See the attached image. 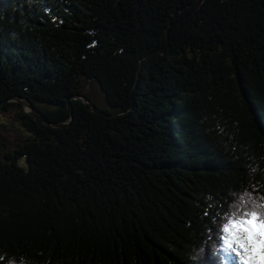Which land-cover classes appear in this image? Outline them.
<instances>
[{"label":"trees","instance_id":"obj_1","mask_svg":"<svg viewBox=\"0 0 264 264\" xmlns=\"http://www.w3.org/2000/svg\"><path fill=\"white\" fill-rule=\"evenodd\" d=\"M13 111L0 264H221L239 197L264 203V0H0Z\"/></svg>","mask_w":264,"mask_h":264},{"label":"snow or ice","instance_id":"obj_2","mask_svg":"<svg viewBox=\"0 0 264 264\" xmlns=\"http://www.w3.org/2000/svg\"><path fill=\"white\" fill-rule=\"evenodd\" d=\"M234 205L236 211L228 215L223 224V233L228 247L244 259V264H264V204L251 203L246 207L251 196L245 193ZM242 210V211H241Z\"/></svg>","mask_w":264,"mask_h":264},{"label":"rangeland","instance_id":"obj_3","mask_svg":"<svg viewBox=\"0 0 264 264\" xmlns=\"http://www.w3.org/2000/svg\"><path fill=\"white\" fill-rule=\"evenodd\" d=\"M89 84L86 89V93L98 104L103 105V97L98 86L93 83ZM25 112H30V108L24 106ZM28 133L22 128L20 123L16 120L15 112L6 114H0V158L3 157L5 151H12L24 137H27ZM21 166L26 167L25 159L19 160ZM228 264H241L239 256L236 253H232L227 257Z\"/></svg>","mask_w":264,"mask_h":264},{"label":"water","instance_id":"obj_4","mask_svg":"<svg viewBox=\"0 0 264 264\" xmlns=\"http://www.w3.org/2000/svg\"><path fill=\"white\" fill-rule=\"evenodd\" d=\"M73 98L74 97H72V96L68 98V105H69V110L71 113V119L73 118V111H72V104H71V100ZM76 98H78L82 102L86 103L91 111L98 113V114H105V112L103 110H101L100 108H98L93 103V101H91L89 98H87V96H79ZM15 101H18L22 105L24 111H25L24 106H27L28 108H30L31 111L30 112L26 111V113H28L30 116H32L33 118H35L37 120H41L42 122H44L47 125H51L54 127H66L71 123V119H70L68 122H65V123L53 124V123L49 122V120L41 112H39L35 107H33L28 102L23 101V100L18 99V98L15 99Z\"/></svg>","mask_w":264,"mask_h":264},{"label":"clouds","instance_id":"obj_5","mask_svg":"<svg viewBox=\"0 0 264 264\" xmlns=\"http://www.w3.org/2000/svg\"><path fill=\"white\" fill-rule=\"evenodd\" d=\"M261 199L264 200V198H261ZM260 210L264 211V208H261ZM221 231H223V226H222ZM200 252L201 253L203 252L202 248L200 249ZM232 253H235V252L233 251L232 248L228 247V244L226 243L225 238H222V243L216 248V251H215V254L220 256L221 264H228L227 257L231 256ZM239 260L241 264H244V259L242 256H239ZM10 264H14V262H10Z\"/></svg>","mask_w":264,"mask_h":264},{"label":"bare ground","instance_id":"obj_6","mask_svg":"<svg viewBox=\"0 0 264 264\" xmlns=\"http://www.w3.org/2000/svg\"><path fill=\"white\" fill-rule=\"evenodd\" d=\"M237 264V263H236Z\"/></svg>","mask_w":264,"mask_h":264}]
</instances>
